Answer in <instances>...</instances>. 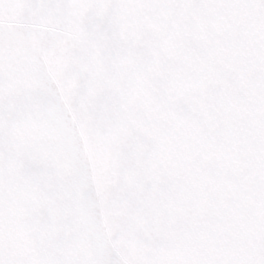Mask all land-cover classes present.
I'll use <instances>...</instances> for the list:
<instances>
[{
  "label": "snow or ice",
  "instance_id": "6c2138e0",
  "mask_svg": "<svg viewBox=\"0 0 264 264\" xmlns=\"http://www.w3.org/2000/svg\"><path fill=\"white\" fill-rule=\"evenodd\" d=\"M0 264H264V0H0Z\"/></svg>",
  "mask_w": 264,
  "mask_h": 264
}]
</instances>
